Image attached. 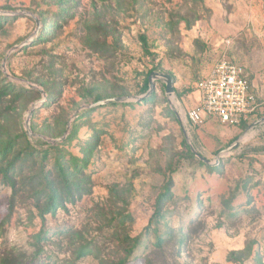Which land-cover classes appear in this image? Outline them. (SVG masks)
Listing matches in <instances>:
<instances>
[{
	"label": "rangeland",
	"instance_id": "obj_1",
	"mask_svg": "<svg viewBox=\"0 0 264 264\" xmlns=\"http://www.w3.org/2000/svg\"><path fill=\"white\" fill-rule=\"evenodd\" d=\"M224 56L264 97V0H0V264H264V123L175 116Z\"/></svg>",
	"mask_w": 264,
	"mask_h": 264
},
{
	"label": "built area",
	"instance_id": "obj_2",
	"mask_svg": "<svg viewBox=\"0 0 264 264\" xmlns=\"http://www.w3.org/2000/svg\"><path fill=\"white\" fill-rule=\"evenodd\" d=\"M195 90L198 105L184 115V125L190 128L201 127L208 120L238 127L252 123L257 115H261L258 120L264 119V97L254 91L244 68L225 56L195 83Z\"/></svg>",
	"mask_w": 264,
	"mask_h": 264
},
{
	"label": "water",
	"instance_id": "obj_3",
	"mask_svg": "<svg viewBox=\"0 0 264 264\" xmlns=\"http://www.w3.org/2000/svg\"><path fill=\"white\" fill-rule=\"evenodd\" d=\"M31 16H32V18H33V20L35 21V24H36V30H35V32H34V35H36V34H37V31H38V28H39V21H38V19H37L35 16H33V15H31ZM31 41H33V40H31ZM27 43H28V42H26L25 44H23V45L17 47V48H18L17 50H19V49H21L23 46L27 45ZM4 64H5V60L3 61V65H2V69H3V70H4V68H5ZM5 74H6V76L10 77L7 73H5ZM157 79H163V80H164V82H165V92H166V94H167L169 97L172 96V92H173V90H172V79H171L169 76H167V75H162V74H152V76H151V77L149 78V80H148L149 88H148V90H147V93H146L144 96H142V97H136V98H135V101H136V102H139V101L143 100L144 98L148 97L150 94L153 93V90H154V81L157 80ZM38 91L41 93L42 98H41L40 100L36 101L35 103H33L32 106H31V108H30V110L27 112V121H26V123H25V128H26V131H27L28 136H32V135L29 133V131H28V130H29V128H28V119L30 118V116H31L32 112L34 111V109L39 108V107L45 102V97H44V93H43V91H42V90H39V89H38ZM124 101H125V98H122V97H119V98H110V99L101 100V101H98V102H95V103H92V104H89V105H86V106H81V107H79V108L75 111L73 117H75L76 114H77L78 112H80L81 110H86V109L96 108V107L103 106V105H106V104L117 103V102H124ZM169 101H170V99H169ZM170 103L172 104L171 101H170ZM175 116H176V118L178 119V121H179V123H180V126L182 127V129H183V131H184V134H185L186 140L188 141V144H189V147H190L191 152H193V153L199 158L200 161H202V162H204V163L207 164L208 161H207L204 157L200 156V155L194 150V148L192 147V145L190 144V142H189V140H188V135H187V132H186V129H185V126H184V122H183V120H182L181 115L179 114V112H178L177 110H175ZM263 123H264V119H261V120H258L257 122H255V124H263ZM67 128H68V127H67ZM63 138H64V137L59 138V139H56V140H47V139H45V140H46L47 142L51 143V144H55V143H57V142L62 141ZM43 139H44V138H43ZM234 147H236V145L228 147L226 150L222 151V153H226V152H228V151H231V150L234 149ZM219 158H220L219 156L216 157V159H219Z\"/></svg>",
	"mask_w": 264,
	"mask_h": 264
},
{
	"label": "trees",
	"instance_id": "obj_4",
	"mask_svg": "<svg viewBox=\"0 0 264 264\" xmlns=\"http://www.w3.org/2000/svg\"><path fill=\"white\" fill-rule=\"evenodd\" d=\"M37 40L35 39L34 41H33V43H31V44H29V45H27V46H25V47H29V46H33L34 45V43L36 42ZM141 101H144V100H141ZM141 101H139V102H141ZM99 107H101V106H99ZM261 117V115H257V116H254L253 118H252V122H255L256 120H258L259 118ZM216 122V121H215ZM246 124L245 123H242L240 126H245ZM192 129H194V128H192ZM50 148H54V146H49ZM74 160L76 161V158H74ZM60 174H61V178L62 179H66V175H65V173L63 172V170L60 168ZM45 177H47V180H46V182H45V186H46V189L48 190V192L50 193V195H51V197L52 198H50L49 200H51L52 202L54 201V199H53V189L54 188H57V187H55V184H56V180L55 181H51V180H49V175H45ZM56 203H54L52 206H51V203H49L48 204V206H47V208L48 209H53V207H55L54 205H55ZM40 235H42V234H40ZM37 238H39V236L37 237Z\"/></svg>",
	"mask_w": 264,
	"mask_h": 264
},
{
	"label": "bare ground",
	"instance_id": "obj_5",
	"mask_svg": "<svg viewBox=\"0 0 264 264\" xmlns=\"http://www.w3.org/2000/svg\"><path fill=\"white\" fill-rule=\"evenodd\" d=\"M170 101H171V96H170ZM172 102V101H171ZM252 137V133H250V134H246L243 138H242V141H247V140H249L250 138Z\"/></svg>",
	"mask_w": 264,
	"mask_h": 264
},
{
	"label": "crops",
	"instance_id": "obj_6",
	"mask_svg": "<svg viewBox=\"0 0 264 264\" xmlns=\"http://www.w3.org/2000/svg\"><path fill=\"white\" fill-rule=\"evenodd\" d=\"M211 70H212V69H211ZM211 70H210V71H211ZM196 93H197V92H196ZM197 98H198V94H197ZM208 121H209V120H208ZM208 121H207V122H208ZM212 121H214V120H212ZM207 122H206V123H207Z\"/></svg>",
	"mask_w": 264,
	"mask_h": 264
}]
</instances>
